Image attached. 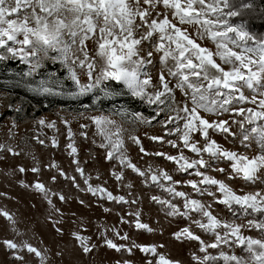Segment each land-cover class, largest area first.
Returning a JSON list of instances; mask_svg holds the SVG:
<instances>
[{
    "label": "snow or ice",
    "instance_id": "6c2138e0",
    "mask_svg": "<svg viewBox=\"0 0 264 264\" xmlns=\"http://www.w3.org/2000/svg\"><path fill=\"white\" fill-rule=\"evenodd\" d=\"M160 6L164 12L156 11ZM21 9L30 10V16L12 18L14 14L18 17ZM255 10V0H0V61L18 58L25 63L28 69L23 75L32 78L28 86L33 91H54L59 85L54 74L38 81L34 78L41 75L46 61L59 62L67 69L79 94L92 91L106 81H115L122 84L131 96L150 107L155 105L156 115L152 119L162 112L166 113L167 118L162 123L166 128L173 125L166 135L178 136L181 144H177L176 140L164 141L160 136L151 139L177 148L178 154L156 152L152 155L174 162L177 165L175 171L198 177L199 180H174L167 170H153L149 166L151 182L171 197L181 198L183 204L181 207L156 196L152 199L167 205L170 209L168 215L191 220L202 232L214 238L210 243L205 242L190 226L173 233L177 241L199 242V252L203 255L192 254L196 264H264V190H241L238 194L225 180L208 174L211 170L221 175L227 173L228 180L264 184V34L251 31L244 20L247 13ZM260 11L264 12V8ZM189 27L193 32L188 31ZM143 28L148 30L143 32ZM152 40L155 51L161 54L158 86L153 83L151 73L146 71L152 62V53L141 55L144 41ZM205 40L211 41L214 47L204 46ZM88 41L95 45L94 54L90 55L88 51ZM97 59L102 61L98 71ZM77 68L87 75L88 82L81 83ZM169 78L175 79L174 86H170ZM175 89L185 96L183 103L176 100ZM245 89L251 90L253 95H246ZM101 91L107 94L106 86ZM246 103L255 107H243ZM225 113L241 119L207 118L209 115L220 117ZM119 114L127 115L125 112ZM131 115L134 121L151 122L140 113ZM92 120L106 141L100 146L111 147L108 158L112 159L120 153L121 165L145 176L146 173L121 152L123 140L116 122L105 116H94ZM233 124L239 125L238 133L231 130ZM109 126L115 127L114 133L107 131ZM197 133L204 141L202 146L193 138ZM213 133L223 135L225 139L239 134L243 146L248 147L255 141L259 151L249 157L230 150L212 138ZM130 138L140 145L138 137ZM68 148L72 153L77 152L72 144ZM184 149L194 156L185 155ZM140 150L145 152L142 146ZM222 163H227L230 171L221 167ZM20 171L24 169L20 168ZM32 171L38 172L39 169L33 168ZM77 171L83 174L79 165ZM61 175H65L62 170ZM114 175L117 180L123 178L122 172ZM52 179L55 180V177ZM161 179L168 182L167 186L161 183ZM85 183H88L87 178ZM177 185L190 186L192 194L177 191ZM34 187L48 198L49 192L42 183L37 182ZM88 191L93 195L99 191L106 193L108 199L124 201L123 196L113 197L101 186L93 188L89 185ZM192 195L211 197L212 203L223 205L235 219H221L214 214L212 203L194 199ZM60 199L64 197L60 196ZM3 215L12 219L7 212ZM136 215L138 217L139 213ZM193 215L199 218L193 220ZM247 217L252 219H247L246 223L236 222ZM136 227L152 231L139 219ZM245 230H256L260 237L245 235ZM73 235L85 253L91 251L88 237L78 233ZM122 239H127V235ZM4 243L9 249L17 248L12 240ZM106 243L117 250L123 247L110 239ZM233 246L241 248L242 254L224 250ZM26 247L40 257L43 264L41 252L31 245ZM134 247L157 256L158 264H179L158 253L157 245ZM209 249L217 250V253L214 255Z\"/></svg>",
    "mask_w": 264,
    "mask_h": 264
},
{
    "label": "rangeland",
    "instance_id": "374dc122",
    "mask_svg": "<svg viewBox=\"0 0 264 264\" xmlns=\"http://www.w3.org/2000/svg\"><path fill=\"white\" fill-rule=\"evenodd\" d=\"M156 11L164 12V9L160 6ZM30 14V10L21 9L19 16L14 14L12 18L23 19L25 15L30 16ZM147 30L143 28L141 31ZM188 31L193 32V29L189 27ZM78 44L79 38H77ZM203 44L209 48L214 47L209 40L203 41ZM94 48V43L88 41L90 55L94 54ZM148 52L152 53V62L147 66L146 71L151 73L153 83L158 86L162 67L161 54L155 51L154 40L144 41L141 55L146 56ZM101 65L102 61L97 59V71ZM77 73L81 83L88 82L87 75L81 69L77 68ZM165 76L167 77L166 72ZM169 79L170 86H174L175 79ZM149 91H155V89H149ZM244 91L248 96L253 95L251 90ZM10 98L9 93L3 92L0 100V146H2L0 148V264H42L40 257L29 252L26 245H31L41 252L44 257L43 264H125V262L149 264V261L151 264H158L157 256L144 253L134 245H157V252L167 259L178 261L179 264H196L192 254L203 255L199 252V242L177 241L173 238V233L190 226L191 230L200 235L205 242L210 243L214 238L202 232L191 220L179 215H168L170 209L167 205L152 199L156 196L163 200H171L172 203L181 207L183 204L181 198L171 197L169 193L151 182L149 166L153 170H167L174 180H199L198 177L175 171L177 165L174 162L152 155L156 152L168 155L178 154L177 148L169 146L166 142L161 143L151 139L153 136H160L164 138V141L176 140L177 144H181L178 136L166 135V132L173 128V125H168L166 128L162 123L167 118L166 113L162 112L155 119L143 116L151 121L145 124L139 121L127 122L112 113L73 112L59 106L38 118L24 116L22 120H18L14 116V107H10ZM175 98L180 103L186 99L179 89H175ZM243 107L255 106L246 103ZM10 110L11 113L7 115ZM94 116H105L116 122L121 129L120 138L123 140L121 152L137 168L145 172V176L121 165L120 153L112 159L108 158L111 147L100 146L106 141L92 120ZM207 118L229 121L241 119L229 113L220 117L209 115ZM231 130L238 133L239 125L233 124ZM107 131L114 133L115 127L109 126ZM132 136L139 138L140 145L133 142L130 138ZM193 138L199 141L201 146L203 145L204 141L198 133L194 134ZM212 138L224 147L247 154L249 157L259 151L255 141H252L248 147L243 146L239 134L225 139L223 135L213 133ZM53 141L56 142L55 145ZM69 144L77 149L76 153H72L68 148ZM141 146L145 152H141ZM184 152L189 157L194 156L187 149H184ZM77 165L83 169V174L77 171ZM220 166L230 171L227 163H222ZM20 168L24 171L21 172ZM33 168L39 171L33 172ZM61 170L65 175H61ZM120 172L123 173V178L117 180L114 173ZM208 174L225 180L238 194L241 190H264V184L259 182L251 185L240 179L228 180L227 173L221 175L211 170ZM52 177H55V180ZM37 182L42 183L48 190V198L34 187ZM161 183L166 186L168 184L163 179ZM89 185L93 188L101 186L111 192L113 197L123 196L124 201L108 199L106 193L101 194L99 191L93 195L88 191ZM176 188L177 191L189 194L193 192L187 185H177ZM60 196L64 199L61 200ZM192 198L212 203V198L209 196L192 195ZM212 208L214 214L221 219L229 221L235 219L223 205L212 203ZM4 212H7L12 219L5 217ZM137 213H139L138 217ZM198 218L196 215L192 217L193 220ZM137 219L147 224L152 231L137 229ZM247 219L252 217L236 222L246 223ZM73 233L89 238L87 244L91 247L90 252L83 251ZM125 234L127 239H122ZM244 234L254 238L260 237V233L256 230H245ZM109 239L123 247L119 250L109 247L106 243ZM6 240H12L17 244V248L9 249L4 243ZM160 245L163 247H159ZM128 249L131 251L129 252ZM224 250L234 251L237 255L242 254V249L235 246ZM209 252L215 255L217 250L209 249Z\"/></svg>",
    "mask_w": 264,
    "mask_h": 264
},
{
    "label": "trees",
    "instance_id": "16d2710c",
    "mask_svg": "<svg viewBox=\"0 0 264 264\" xmlns=\"http://www.w3.org/2000/svg\"><path fill=\"white\" fill-rule=\"evenodd\" d=\"M256 10L245 15L250 30L255 33L264 34V0H255ZM28 66L20 59L9 58L0 61V100L3 92L11 96V105L14 107V116L22 120L24 116L38 118L46 112L55 110L61 106L73 112L101 111L117 115L122 120L133 122L132 113H140L148 118L154 117L155 105L149 106L146 102L130 95L128 90L115 81H106L85 94H79L76 85L69 78L67 69L59 62H45L41 69V75L35 80L47 79L49 74H54L59 85L53 92L33 91L28 84L32 78L23 75ZM106 86L107 94L101 91ZM125 112L126 116L119 113ZM11 110L7 113L9 115ZM23 113V116H22Z\"/></svg>",
    "mask_w": 264,
    "mask_h": 264
}]
</instances>
